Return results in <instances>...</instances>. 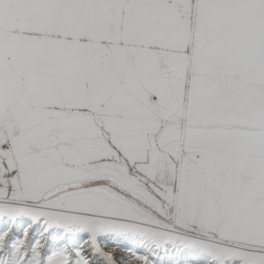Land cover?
Returning a JSON list of instances; mask_svg holds the SVG:
<instances>
[{
  "label": "snow or ice",
  "instance_id": "snow-or-ice-1",
  "mask_svg": "<svg viewBox=\"0 0 264 264\" xmlns=\"http://www.w3.org/2000/svg\"><path fill=\"white\" fill-rule=\"evenodd\" d=\"M0 264H264V0H0Z\"/></svg>",
  "mask_w": 264,
  "mask_h": 264
}]
</instances>
